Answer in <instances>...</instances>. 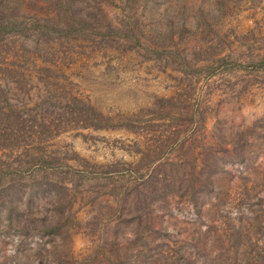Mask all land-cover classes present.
I'll use <instances>...</instances> for the list:
<instances>
[{
  "label": "rangeland",
  "instance_id": "1",
  "mask_svg": "<svg viewBox=\"0 0 264 264\" xmlns=\"http://www.w3.org/2000/svg\"><path fill=\"white\" fill-rule=\"evenodd\" d=\"M10 21L0 264H264V0H0Z\"/></svg>",
  "mask_w": 264,
  "mask_h": 264
},
{
  "label": "trees",
  "instance_id": "2",
  "mask_svg": "<svg viewBox=\"0 0 264 264\" xmlns=\"http://www.w3.org/2000/svg\"><path fill=\"white\" fill-rule=\"evenodd\" d=\"M11 23H9V22H0V29H2V28H6V26H8V25H11L12 24V22H14V21H10ZM33 23H37V22H33Z\"/></svg>",
  "mask_w": 264,
  "mask_h": 264
}]
</instances>
